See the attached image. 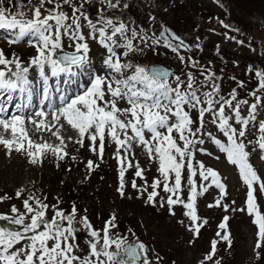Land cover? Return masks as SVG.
<instances>
[{
  "label": "snow or ice",
  "instance_id": "snow-or-ice-1",
  "mask_svg": "<svg viewBox=\"0 0 264 264\" xmlns=\"http://www.w3.org/2000/svg\"><path fill=\"white\" fill-rule=\"evenodd\" d=\"M216 2L219 3V0ZM8 4L9 7H5V0H0V30L4 31L0 39L10 46L26 42L35 49L36 54L25 64L15 53L8 58L0 49V96L18 90L26 93L27 101L17 105L12 114H9L7 105L0 102V129H3L0 132V145L7 152H24L33 164L42 160L49 151L62 160L67 155L60 146L64 144L60 131L65 124L78 134L77 144L83 147L85 141L90 142L89 149L101 158L106 137L110 138L117 147V160L122 165L117 191L124 196L126 169L123 160L138 144L144 148L150 160L153 157L158 159L157 171L163 177V182L159 179L152 181L147 202L155 203L159 195L156 189L162 183L163 191L171 193L166 199L170 214H175L172 208L177 204L187 209L184 215L191 220L189 230L195 236L203 225L197 223V185L193 180L197 172L193 150L206 152L199 146L205 143L204 137L207 136L239 170L247 188L246 210L258 229L255 247L261 248V241H264V212L258 208L254 185H258L259 191L264 193V179L249 162L250 152L246 148L253 141L247 140L246 143L245 140L251 125L255 128V145L260 150V159L264 160V119L257 118L258 111L264 108V71L255 70L257 87L248 94L253 98L251 103L248 99H239L235 88L225 97L221 95V86L216 83L218 77L214 72L200 66L192 57L186 60L180 54L181 48H191L170 29L161 25L159 33L153 32L152 35L143 28L139 31L129 29L114 13V10L130 7L126 0H27L26 3L24 0H15V3L8 0ZM94 4L99 5L95 20L90 13ZM220 23L225 28L229 27L223 21ZM89 40L106 50L103 65L109 71L103 75L92 70ZM65 41L69 50H65ZM134 41L153 51L158 46L169 49L177 55L181 64L187 63L189 68L199 69V76L203 79H198L192 71L183 73L185 78L182 79L181 75L165 67L126 62L124 58L130 53L144 51ZM199 47L197 44L196 48ZM30 68H35L41 77L42 99L39 101L41 107L26 115L25 109L31 106L32 100V91L28 87ZM129 71L130 74H127ZM248 71L252 72L253 68L250 66ZM85 74L88 80L82 83L77 77ZM50 76H63L64 79L53 88L49 83ZM232 79L235 80V77ZM61 83L66 87H61ZM243 86V82H238V87ZM73 87L80 90L72 92ZM6 99L11 100V96ZM57 99L59 103H56ZM243 106L247 107V115H242ZM193 112L196 113L195 118L191 115ZM208 116L211 117V124L226 137V144L211 132L204 131ZM26 124L33 125L36 133L50 132L60 141V145L33 140ZM8 132L10 138L5 136ZM68 139L73 137L68 136ZM121 149L124 150L123 159L120 157ZM196 163L199 177L204 181L211 178V184L219 189L223 198L225 186L220 182L219 174L210 167L205 168L203 163ZM87 167L89 170L94 168L92 160L87 162ZM135 167V176L143 179L139 164ZM182 169H186V176L182 177ZM182 179H186L189 186L187 202L179 195ZM132 187L138 189L135 180ZM206 190L200 185L198 194L203 195ZM22 193L23 189L17 190L15 197L21 199ZM10 199L12 197L5 194L0 196V203ZM44 200L29 195L23 199V211L13 204L9 210L11 215L0 213V221L7 222V226H0V264H152L150 249L145 243L138 239L129 242L126 236L118 231L113 232L117 228L115 214L104 222L101 229H96L88 216L79 214L75 204L70 212H65L58 206L59 200L51 206ZM213 206H221L220 200H216L215 205H208L210 208ZM223 207L225 211L228 210L227 205ZM49 210L52 211L51 217L48 216ZM227 220L225 216L219 224V228L225 230L223 235L218 231L216 236L231 247L226 230ZM78 226H82L88 234L87 252L83 255L77 254L80 250L75 235ZM128 231L131 233V229ZM216 254L217 241L212 240L211 250L204 260L212 261ZM256 255L259 258L258 252ZM160 259L156 257L157 264ZM215 264H220V261L216 260Z\"/></svg>",
  "mask_w": 264,
  "mask_h": 264
},
{
  "label": "rangeland",
  "instance_id": "rangeland-1",
  "mask_svg": "<svg viewBox=\"0 0 264 264\" xmlns=\"http://www.w3.org/2000/svg\"><path fill=\"white\" fill-rule=\"evenodd\" d=\"M131 1L136 4H142L145 8H149L154 5L155 0H126L128 4ZM26 3L27 0H24ZM202 8H207L209 12H215L219 9V4L211 0H200ZM222 4L229 5L228 0H221ZM15 3V0H13ZM169 1L159 2L157 6V12H164V18L160 21L153 19L138 20L146 23L145 29L149 35L153 32L159 33L161 25L167 27L176 35L181 37L185 44L189 45L191 50L180 49V54L185 56L187 60V53H194L195 56L205 57L209 64L215 63L216 60L212 59L210 63V51H217L227 59L229 63L236 64L238 61L245 59V56L250 58L254 64L264 69V17L262 14L253 12L241 15L243 26L246 25L247 32L245 34L232 32L223 29L221 23H217V18L210 17L200 18L199 16L188 18V16L172 15V12H168ZM133 5V4H132ZM5 7H9L8 0H5ZM87 7V6H86ZM99 5L94 4L90 8L91 18L95 20L94 13ZM131 14L134 10L133 7L128 9H122ZM151 10V9H149ZM229 12V11H228ZM235 12V19L238 17V12ZM230 13V12H229ZM129 14V15H130ZM251 23V26L250 24ZM239 25V24H238ZM199 26L202 31H198ZM140 28L138 30H140ZM243 28V27H242ZM0 35H4V31L0 30ZM85 35H87V28L84 29ZM205 36V37H204ZM204 37L202 40L201 38ZM234 37L235 39H232ZM236 41H243L242 44H238ZM201 42V43H200ZM91 51L89 53V59L91 61L92 70L103 75L109 70L103 65V59L106 55V50L99 46L95 41H88ZM140 48L144 45L138 41ZM175 43V42H174ZM192 43H198L199 48L192 46ZM207 46V50L204 48ZM0 49H3L8 58L12 57V53L18 55L21 60L27 64L28 60L33 57L36 52L33 47H30L26 42H21L15 45H8L3 39H0ZM147 49V48H144ZM65 50L67 48V42L65 41ZM122 51V49H118ZM151 58L147 61L132 62L131 57L124 58L126 62H132L133 64L149 65L150 63L159 62L169 67L176 69V74L181 75L182 79L185 78L182 74L187 71L195 72L198 79L202 80L203 77L199 76V69L189 68L188 64H181L177 58V55L162 46H158L155 51L149 48ZM141 53V52H140ZM227 53V54H223ZM215 54V53H214ZM194 60V59H193ZM196 61V60H195ZM200 66L206 68L202 62H198ZM212 65V64H211ZM208 69V68H207ZM13 70H15L13 68ZM210 70V69H209ZM130 74V71L129 73ZM28 76L37 78L38 82L42 85L39 73L35 68H30ZM51 79V78H50ZM78 80L82 83H87L88 76L85 74ZM51 80H49L50 82ZM61 81L54 80L50 85L54 88L57 83ZM61 87H66L61 83ZM75 88V87H73ZM71 89L72 92H76L80 89ZM38 88L35 87V90ZM32 90V89H31ZM40 99V97H39ZM42 99V96H41ZM40 99V100H41ZM39 100V101H40ZM126 105H121L124 107ZM247 111L242 112V115H246ZM191 115L195 118L196 113ZM258 120L264 119V108H261L257 114ZM50 120V117H49ZM211 117L206 118L204 131L211 132L213 136L221 140V143L226 144V137L219 133L215 125L211 124ZM234 123V122H233ZM235 126V125H234ZM29 131V135L33 140L40 142L41 140L47 141L53 145H60V141L56 137L52 136L50 132L36 133L34 132V126L26 124ZM3 129H0L2 132ZM55 131V129H53ZM129 131V135H130ZM255 134V128L249 126L247 132V140H252V144L247 145V151L250 152L249 162L256 169L258 175L264 179V160L260 159V150L255 145V141L252 139V135ZM60 135L64 138V144L60 145L67 152L64 159L60 160L52 153L48 152L40 161L33 164L30 163V158L24 152L12 151L7 152L6 149L0 145V196L8 195L12 199L0 203V213L9 214L11 205L15 204L21 211H23V199H26L32 194H41L44 199L47 197V204L54 205L57 200L65 201L69 200L68 191L66 187L71 186L76 189L85 187L84 192L76 193L79 198V203L93 204L100 210L109 211L112 215L117 214L121 219L127 220L128 217L137 219L138 211L141 209L144 216L148 219L155 218V224H148L147 233L162 243L167 242L169 245H175L180 255L177 257L179 264H210V261H205L204 257L211 250L212 240L217 241V255L220 264H247L248 262L256 258L257 252H264V241H261L262 246L256 249L257 243V227L253 223V217L250 216L246 210V192L247 188L239 176L238 168L230 163L227 159L226 153L221 152L220 149L211 142V140L205 136V143L199 147L206 149V152H199L193 150V163L197 175L193 176V180L197 185V195L195 199L196 213L199 217L198 224L203 226L200 228L199 234L195 235L189 230L191 220L184 215L187 211L182 205H174L172 211L175 213L170 214L169 207L166 204L167 196L171 193H165L163 191V185L157 187L156 191L158 196L155 198V203L150 204L147 202L148 193L152 191L151 183L154 179H159L163 182V177L157 171L159 161L155 157L149 159L147 152L142 146L138 144L134 146L128 153L127 159L123 160V167L126 169L124 175V196H121L117 191L120 185L118 180L121 163L117 160V147L110 138L106 137L105 149L103 157L101 158L98 153H94L89 149L88 141H85V145L81 147L75 141L79 139L78 134L70 128L68 125H64L61 128ZM6 137L10 138V132L5 133ZM68 136L73 137L69 140ZM98 145V141H97ZM255 149V150H253ZM207 153H210L207 154ZM75 157V159H73ZM120 157L123 159L124 150L121 149ZM93 161L94 168L99 166L100 168H110L107 174L102 177L92 176V170L87 167V162ZM196 162L203 163L205 168H212L219 174V179L225 186V195L221 198L220 191L215 185L211 184V178L208 181L202 180L199 173V166ZM132 165L129 167V165ZM139 164L143 170L144 178L141 179L135 176L136 167ZM99 169L98 167H96ZM186 176V169H182V177ZM135 180L138 189L132 187V181ZM170 184L172 181H169ZM200 185H203L207 190L203 195H199ZM147 189L143 191V189ZM23 189L22 198L17 199L15 193L17 190ZM40 191H44V194ZM189 192V186L186 179H182V187L180 190V197L187 202V194ZM75 193V192H74ZM257 204L261 212H264V193L259 191V186L256 187ZM163 198V199H162ZM175 198V197H173ZM75 200V198H74ZM216 200H220L221 206L208 207L209 204L215 205ZM31 203V202H30ZM54 203V204H52ZM161 203L164 204L161 207ZM50 205V206H51ZM223 205L228 206V210L225 211ZM146 206V207H145ZM234 209H236L234 211ZM243 209V210H241ZM81 215H86L84 212H80ZM52 211H48V216L51 217ZM227 216V232L231 240V247L228 246L226 241L216 236L219 231L223 235L225 230L219 228V224L223 221V218ZM206 221V223H205ZM0 226H7V222L0 221ZM78 234L77 243L80 245V250L77 254L83 255L87 251H82L84 244L79 242V238L85 239L88 234L82 229V226H78L76 231ZM140 241V240H139ZM135 242V241H133ZM143 242V241H142ZM144 243V242H143ZM150 249V248H149ZM151 262H156L153 253L150 249ZM213 262V260H212ZM153 264V263H152Z\"/></svg>",
  "mask_w": 264,
  "mask_h": 264
},
{
  "label": "trees",
  "instance_id": "trees-1",
  "mask_svg": "<svg viewBox=\"0 0 264 264\" xmlns=\"http://www.w3.org/2000/svg\"><path fill=\"white\" fill-rule=\"evenodd\" d=\"M161 1L163 0H155L154 5L150 6L149 8H145L144 5L142 4L139 5L131 1L129 5L134 8L131 14L124 10H114V13L116 16L120 18V20H122L129 26V29L136 28L137 31H139L138 29L140 27L145 28L146 25V23L140 22L141 20L151 19L152 17H155L154 19L155 21L158 20L160 21L162 18H164V14H163L164 12H159V11L157 12V10H155L157 9L159 2ZM164 1H166V3L169 1L167 10L168 12H172V15L179 16V18H177L178 20H180L181 16H185V17L188 16V18L191 17L193 18L195 16L196 17L199 16L200 18H208V19H210V17L217 18L218 19L217 23L223 21L224 24L229 25V27L227 28H225L222 25L225 32L227 30L242 34H245L247 32L248 29L246 25L243 26V22L240 21V20H244L242 19L241 15L257 12L262 14V16L264 17V0H228L230 2L229 5L222 4L221 0H219L218 3L219 9L218 11L215 12H209L207 8H202L199 2L200 0H164ZM211 1L216 2V0H211ZM234 10L238 12V17L236 19H235ZM95 13L93 15L94 18H95ZM249 24L251 26V23ZM197 30L202 31V28L199 26ZM204 37H202L201 40ZM197 44L198 43H192V46H196ZM204 49L207 50V46ZM148 50L149 48L144 49V51L141 53L140 52L130 53L128 57L132 58V62L147 61L152 56ZM223 54H227V53H223ZM187 56L192 57L194 60L198 62H202V64L206 67V69L208 68L210 69V71L215 73L216 77H218L216 83L220 84L221 86V95L227 97L228 94L231 92V90L235 88L237 90V97L239 99H248L250 103L252 102L253 98L248 94L257 87L255 70L264 71V69L254 64V62L250 58L245 56L244 60L238 61L236 64H233V63H229L230 60L227 59L222 54H220L219 52L210 51V63L212 59L216 60L215 63H211L212 64L211 65L203 56L200 57L199 55L198 57L191 52H188ZM250 66L253 68L252 72L248 71ZM232 77H235V80L232 79ZM238 82H243L244 86L242 88L238 87ZM204 90H208V89H204ZM245 108L247 109L246 106H243L242 111ZM252 139L255 141L256 133L252 135ZM96 167H98L99 169H97ZM109 169L110 168H100L99 166H95V168H93L92 170V176L95 175L97 177H102L107 174V171ZM118 180L120 181V177H118ZM84 188L85 187L83 186L77 190L78 192H80V190L81 192L82 191L84 192ZM65 190L68 191L69 200L60 201L58 206L61 209H63L65 212H70L72 205L75 204L77 209L81 210L80 212H84L86 216H88L94 228L101 229L104 225V222L108 220L112 215L109 211L100 210V208H97L93 204H86L84 206V204L79 203V198L81 197L77 196L76 193L78 192H76V189L74 187L68 186L65 188ZM40 192L44 194V191H40ZM35 196L39 198L43 197V195L41 194H37ZM44 202L47 203V199L44 200ZM142 210L140 209L138 211L141 214H138L137 216L138 218H140L141 222H138L136 217L135 218L128 217L127 220H123L121 219V217L115 214V216L117 217V228L114 229L113 232L115 233L118 231L121 235L126 236L129 241H136L137 239L143 241L145 245H147L148 248L151 249L153 253L152 256H154V258L157 256L161 258L159 264H179V261H177V257H179L181 252L179 253L175 245H169L167 244V242L162 243L160 240H157V238L154 239L151 236V234H148L146 232L148 224H153V223L155 224L156 219L153 217H151L150 219H148L149 217L146 218ZM128 229H131V233L128 231ZM132 233H135V235L133 236ZM87 239L88 237H85V239L80 238L79 240L81 244H84V247L82 248L83 252L87 251V244H86ZM218 249L219 247H217V250ZM258 253H259V258H257L256 255V258L248 262L247 264H264V252L260 251ZM218 258L219 257L216 254V256L213 258V262L210 261V264H215V261ZM152 263L157 264V261Z\"/></svg>",
  "mask_w": 264,
  "mask_h": 264
},
{
  "label": "bare ground",
  "instance_id": "bare-ground-1",
  "mask_svg": "<svg viewBox=\"0 0 264 264\" xmlns=\"http://www.w3.org/2000/svg\"><path fill=\"white\" fill-rule=\"evenodd\" d=\"M78 91H79V90H78ZM53 95H56V94L54 93ZM35 100H36V99H35ZM56 103H59L58 99L56 100ZM9 106H10V104L7 105V107H9ZM37 107H38L37 104L32 105V106H30L28 109H25V112L30 113L31 111H33V110L36 109Z\"/></svg>",
  "mask_w": 264,
  "mask_h": 264
},
{
  "label": "water",
  "instance_id": "water-1",
  "mask_svg": "<svg viewBox=\"0 0 264 264\" xmlns=\"http://www.w3.org/2000/svg\"><path fill=\"white\" fill-rule=\"evenodd\" d=\"M152 65H156V66L165 67V68H168V69H170L171 71L175 72V70H174L173 68H171V67H168V66H165V65H163V64H160V63H152V64H150L149 66H152Z\"/></svg>",
  "mask_w": 264,
  "mask_h": 264
}]
</instances>
